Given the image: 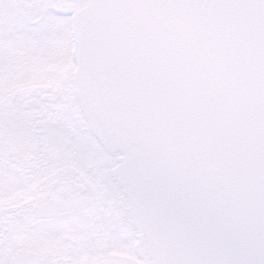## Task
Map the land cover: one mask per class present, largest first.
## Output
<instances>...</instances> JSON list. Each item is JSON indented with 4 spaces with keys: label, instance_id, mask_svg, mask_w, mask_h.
<instances>
[{
    "label": "snow or ice",
    "instance_id": "snow-or-ice-1",
    "mask_svg": "<svg viewBox=\"0 0 264 264\" xmlns=\"http://www.w3.org/2000/svg\"><path fill=\"white\" fill-rule=\"evenodd\" d=\"M0 264H264V0H0Z\"/></svg>",
    "mask_w": 264,
    "mask_h": 264
}]
</instances>
